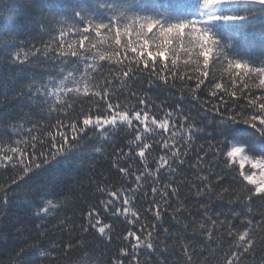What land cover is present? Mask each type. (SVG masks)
I'll use <instances>...</instances> for the list:
<instances>
[{"label": "trees", "instance_id": "1", "mask_svg": "<svg viewBox=\"0 0 264 264\" xmlns=\"http://www.w3.org/2000/svg\"><path fill=\"white\" fill-rule=\"evenodd\" d=\"M203 2L204 0H0V155L10 148H20L23 151V156H14L12 162L0 161V264H36L38 258L42 260V264H113L118 257L127 264L129 258L122 256L121 249L127 247L131 252L130 241L123 238L128 230L135 231L139 225L128 224V220L132 219L130 213L113 215V208L105 212L101 205L102 200L110 199L108 190H118L121 187L126 190L135 189V198L131 199L130 205L111 198L114 207H129L130 212L138 210L141 222L153 226L149 230L153 231L154 243L159 244V247L153 249H139L135 259L141 264H185L182 244H191L195 248L196 264H224L225 259L231 257L237 249L239 264H264V204L258 197H253L252 201L246 203L241 202L246 200L245 193L240 191L246 182L240 176L239 166L227 158L226 149L218 144V141H224L225 147L230 149L233 142H239L246 147L250 156L264 158V134L247 123L218 122L220 116L215 111H205L206 108L217 105L226 115H236L241 109L244 114H258L257 110L249 106L248 101L264 97V86L259 84V77L255 73L237 77L229 70L222 55L254 68H264V4L259 0L254 3L239 2L229 6L222 14V19L207 23L201 21L197 12ZM228 17L234 19H227ZM148 19L156 20L164 27L195 21L197 27L211 33L220 49L209 54L207 65L204 64L203 57L199 58L198 65L185 64L188 57L179 53V63L173 70L175 75H169L167 85L157 81L154 87H146L142 82L147 79L144 73H137L140 78L128 80L124 88L119 87L118 80H112L116 96L121 101L127 100L130 104L137 105L138 101L131 96V92H136L137 95L147 93L156 104L164 103L166 108L174 111L179 105L182 113L173 121L175 128L171 130L179 132L180 125L187 127L188 123L204 129L203 132L195 133L192 148L187 149L188 155L182 157L185 163L173 165L176 168L173 186L177 187V195L169 193L172 207L162 212L160 221L148 211L150 207L154 209V205L150 203L151 187L157 186L152 183L153 178L145 174L137 185L134 175L125 178L113 166V160L119 155L118 150L128 151L127 141L132 139L130 133L118 131L105 139L93 135L89 130L82 134L79 147H74L40 169L27 174L24 172L33 160L39 162L45 158L40 156L41 152L47 156L55 150L50 147L53 142L47 136L48 132L68 131L66 128L53 127L58 119L68 123L64 111L75 116L81 106L87 108L94 99L85 96L81 90L79 95L70 93L66 98L62 96L65 103L72 104L71 109L59 111L63 105L57 101V110L49 111L52 101L36 92L37 88L48 86L50 81L58 83L73 69H76L78 75H84L83 62H78L76 57L62 56L56 48V43L61 39V31L65 32L62 47L65 51H70L69 44L82 38L76 33V29L82 31L89 23L118 24L123 27L134 20ZM69 27L71 31L68 30ZM156 32L153 29L147 37H136L133 33L131 39L141 41L151 38L154 48L155 43L159 42L158 36L154 35ZM86 35L88 40L84 42L83 48L77 44V51L88 57V65L95 64L96 70L89 68L88 71V77L93 83H102L105 77L111 78L120 67L113 60H100L97 55L100 52L107 53L110 45L113 49L119 48L118 58L121 62L131 60L135 64V53L130 48L125 53L122 47L130 37H122L121 46H117L107 29H102L100 36L94 30ZM189 39L186 35L184 43L187 44ZM46 45L49 46L48 55H43ZM136 46L139 47V43ZM36 49L41 51L35 52ZM17 54L21 59L27 54L28 59L24 63L16 62L14 57ZM156 63L159 68L160 62ZM61 68L64 69L63 72ZM169 68L171 69V58ZM198 77L204 79V84L195 92L199 99H193L192 90L195 89ZM173 83L174 87L171 86ZM216 83L223 87L215 89ZM94 90L96 89L90 87V91ZM213 90L217 92L215 97L211 95ZM232 92L236 95L231 96ZM220 97L227 101L226 105L221 103ZM205 101L207 103L202 107L201 103ZM92 111L96 112V109L93 108ZM153 112L158 119L163 118V113L155 106ZM180 115L189 116V121H182ZM187 143L185 140L178 146H182L183 151ZM209 143L213 146L211 151L208 150ZM33 144L34 147L31 146ZM200 145L204 146L207 155L199 150ZM95 147L102 148L103 153L93 151ZM214 151L215 157L212 154ZM149 152L151 156L148 158V168L154 171L153 158L166 153L157 144H153ZM198 157L202 159L197 164ZM18 160L23 162L17 163ZM120 165L130 167L135 175L143 171V162L134 153L128 159L120 160ZM161 175V184L167 182L164 169H161ZM201 176L208 177L207 185L200 181ZM221 176L223 179H220ZM13 179L17 183L13 184ZM193 184L205 194L197 196ZM101 188L105 191H100ZM225 188L229 191L225 192ZM145 192H148V196H144ZM124 194L130 198L132 196L131 191H125ZM220 196L224 199H219ZM229 198L233 203H228ZM49 200L53 207L45 214L43 210ZM201 205L208 206L214 219L217 218L215 213L223 212L224 215H220L219 219L224 220L227 216L226 223L232 226L234 234L254 229L249 231L253 236V249L244 252L237 243L238 236L234 239L227 235L226 229L219 225L213 229L212 240L205 233L196 235L193 243L191 222L204 221ZM177 206L180 207V212L174 213ZM93 208L100 212L104 223L112 226L110 240H104L96 228L89 227L87 232L83 231L82 226L88 227L87 212ZM173 215L177 219H173ZM248 221L252 222L251 225ZM184 224L189 225L186 239L178 241L174 235L164 234V228H168L173 234L184 232ZM217 236L219 239H216ZM45 251L49 255L43 256L42 252Z\"/></svg>", "mask_w": 264, "mask_h": 264}, {"label": "snow or ice", "instance_id": "2", "mask_svg": "<svg viewBox=\"0 0 264 264\" xmlns=\"http://www.w3.org/2000/svg\"><path fill=\"white\" fill-rule=\"evenodd\" d=\"M221 2L222 0H204V6L205 8H214ZM259 2L264 4V0H259ZM217 18L218 17L215 16H209L208 20ZM227 19H234V17H228ZM197 25V22L193 21L191 24L181 23L164 27L161 26L158 21L152 19L134 20L123 27L118 24L89 23L82 31L79 28L76 29V33L82 38L69 44L70 51H65L62 47L63 37L65 36V32L62 30L60 33L61 39L56 43V48L60 50L62 56L76 57L78 62H83L85 64L84 75H78L76 69H73L68 71L58 83L50 81L48 86L39 87L36 89V92L52 101L49 111L57 110L55 107V102L57 101L63 105V108L59 109V111L71 109L72 104L65 103L62 96L66 98L70 93L79 95L81 90L85 96H90L94 99L89 103L87 108L81 106L75 116L71 115L68 111H64L68 123L65 124L58 119L53 127L56 129L66 128L68 131L58 130L55 133L48 132L47 136L53 142L50 147L55 150L51 151L47 156L41 152L40 156L45 158L39 162L33 160L28 164L24 169L25 174L34 169H40L43 165L55 160L60 155L71 151L74 147H79L82 134L89 130L93 132V135H98L105 139H109L110 134L118 131L124 134L130 133L132 139L127 141L129 146L128 151L124 152L123 149H119V155L113 160V166L116 167L118 172L123 174L125 178L134 175L137 185L145 174H148L153 178L152 183L157 186L151 187L152 199L150 203L154 205V209L150 207L148 208V211L152 212L157 221H160L162 212H165L168 208L172 207V204L169 203V193L171 192L172 196L177 195V187L173 186L174 176L176 175V168L173 167V165H183L185 163L182 157L187 156V149L192 148L191 142L194 139L195 133L203 132L204 129L197 127L194 123H188L187 127L181 124L179 132L171 130L175 128L173 121L176 120L178 114L182 113L179 105H177V109L174 111L171 108H166L164 103L156 104L155 100L147 93L137 95L136 92H131V96L136 98L138 101L137 105H132L127 100L121 101L116 96V88L113 86L112 80H118L119 87L124 88L128 80L140 78L136 75L137 73H144L147 79L142 82L145 83L146 87H154L157 84V81L167 85L169 84V75H175L173 70L179 63V53H183L188 57V59L184 61L185 64L192 63L198 65L200 62L199 58L203 57V62L207 65L209 54L214 53L219 49L218 42L212 37L210 32L202 27H197ZM102 29H107L109 33L112 34V39L117 46H121L122 37H130L129 41L125 45H122V47L124 48L125 53L129 48L131 52L135 53V64H133L131 60H128L127 63L121 62L118 58L119 48L113 49L110 45L107 53L100 52L97 53V55L100 60H113L120 64V67L116 70V74L111 76V78L105 77L102 83H93L88 77V71L89 68H91L92 71H95V64H87L88 57L83 52L77 51V44L79 47L83 48L84 42L88 40L86 33L94 30L95 34L100 36ZM153 29L157 30L154 35L158 36L159 40V42L155 43L154 48L151 38L143 39L141 41H134L131 39L133 33H135L136 37H147L148 33L152 32ZM68 30L71 31V27H69ZM186 35L190 37L187 44L184 43ZM137 43H139V47L136 46ZM92 47H95V45H92ZM48 50L49 46L46 45L43 55H48ZM40 51V49L35 50V52ZM222 57L224 61L227 62L229 70L234 72L237 77H245L255 73L256 76L259 77V84L264 86V68H254L247 63L229 59L226 55H222ZM169 58H171V69L169 68ZM14 59L16 62L24 63L28 59V55L25 54L24 58L21 59L20 55L17 54ZM157 61H159L161 65L159 68L157 67ZM140 65H142V67H140ZM61 71L63 72L64 69L61 68ZM204 76H207V73H204ZM189 79H192V77H189ZM202 84H204V79L198 77L196 79L195 89L192 90L193 99H199L195 92L200 89ZM70 85H76V87ZM171 86L174 87L175 84L173 83ZM245 86H247V81H245ZM90 87L96 90L90 91ZM214 87L218 90L221 89L223 85L216 83ZM29 88H31V86H29ZM224 91L225 93H228L227 89H224ZM211 95L215 97L217 92L213 90ZM230 95L235 96L236 93L232 92ZM257 100H259L258 104ZM220 101L225 105L227 104V101L224 100L223 97H220ZM205 103L207 102H202L201 106L203 107ZM248 104L253 107V109L257 110L258 114H244L241 109L236 115H226L217 105H213L211 108H206L205 111H215L220 116L218 122L232 121L247 123L254 128H258V130L264 134V97L253 98L248 101ZM153 106L163 113L162 119L157 118V115L153 112ZM93 108L96 109V112L92 111ZM232 111L235 112V109H232ZM180 119L187 122L189 121V116L180 115ZM211 122L212 121H209V123ZM149 132H151V135H149ZM165 133L170 134L165 135ZM33 140H35V137H33ZM185 140L188 141V143L185 150L182 151V146H178V144ZM169 141H171V143ZM22 143L26 144L27 141H22ZM153 144L159 145L166 153L165 155H159L158 157L153 158L155 160L154 171L148 168V158L151 156L149 149L153 148ZM218 144L226 149L228 159L235 158L238 153H244L242 147L233 146L228 149L225 147L224 141H218ZM31 146L34 147V144ZM212 148V144L209 143L208 150L211 151ZM199 150L207 155L203 145H200ZM93 151L101 154L103 153V149L100 147H95ZM216 151H219V149ZM216 151L212 153L213 157H215ZM146 152L148 153V156H146ZM133 153L143 162V171L139 175H135L134 172L130 171V167H123L120 165V160L130 158ZM14 156L22 157L23 151L20 148H10L3 155H0V161L12 162ZM200 159H202V157H198L197 164ZM245 160H248L251 163V168L253 169L247 173L243 171ZM22 162L23 161L21 160L17 161V163ZM13 166H15V164H13ZM192 167H196V165H192ZM161 169H164L165 174L167 175V182L162 184L161 180L163 179V175H161ZM240 169V176L242 177V180L246 182V184L242 185L240 189V191L245 193L246 200H241V202L246 203L247 201H252L253 197H258L260 202L264 204V158H252L248 155H242L240 157ZM22 178L23 177H21V179ZM199 179L203 184L207 185V176H201ZM220 179H223V177L221 176ZM12 183H17V180L13 179ZM249 185L251 187H248ZM192 187L196 189L197 196L205 194L201 188H197L196 184H193ZM100 191L103 192L105 189L101 188ZM125 191H131V198L129 195L124 194ZM224 191L228 192L229 190L225 188ZM107 195L110 199L101 201V205L105 212H107L109 208H113V215H126L130 213L132 219L128 220V224L139 225L135 231L131 229L128 230L123 238L125 241H130L129 247L131 248V252H129L126 247L121 249V253L123 257L129 258L127 264H141L140 261L135 259L136 253L141 247L144 249L159 247V244L154 243L153 231L149 230L153 226L151 224L145 225L141 222L138 210L130 212L129 207H124L123 209L114 207V201L111 199L115 198L116 200L122 201L124 205H130L131 199L135 198V189L126 190L121 187L118 190H108ZM144 196H148V192H145ZM218 198L224 199L223 196ZM209 199H211V197H209ZM228 203L231 204L233 201L229 198ZM247 206L249 208L251 207L250 205ZM51 207H53V203L49 200L43 212L47 214ZM200 207L203 210L204 221L198 222L193 220L191 222L193 225V235L191 237L193 243H195L196 235H204L205 233L207 234L208 239L212 240L213 229H216L219 225L220 228L226 229L227 235L233 236L234 239L238 236L237 243L244 252H249L250 249H253V236L249 234V231H254V229L234 234L232 226L229 223H226L227 216H225L224 220L219 219L220 215H224L223 212L215 213L214 215L217 218L214 219L213 215H210L208 206L201 205ZM173 212H180V207L177 206ZM234 215L239 214L234 213ZM100 216V212L95 208L88 211L86 216L88 227L82 226L83 231L87 232L89 227L96 228V231L104 237V240H110L112 226L108 223H104ZM173 219H177V217L173 215ZM247 223L251 225L252 222L248 221ZM183 228L184 232H177L175 234L170 233L168 228H164L163 231L166 236L174 235L176 240L181 241L187 238L186 234L189 225L184 224ZM262 230H264V228H262ZM216 239H219V236H217ZM181 247L184 250L185 264H196L194 259L195 248L192 247L191 244H182ZM21 251L23 252L24 250L22 249ZM42 255L47 256L49 253L45 251L42 252ZM239 261L240 255L239 249H237L231 257L225 259L224 264H239ZM36 264H42V260L38 258ZM113 264H125V260L118 257ZM145 264H148V262H145ZM161 264H163V262H161Z\"/></svg>", "mask_w": 264, "mask_h": 264}, {"label": "rangeland", "instance_id": "3", "mask_svg": "<svg viewBox=\"0 0 264 264\" xmlns=\"http://www.w3.org/2000/svg\"><path fill=\"white\" fill-rule=\"evenodd\" d=\"M239 2L254 3V2H257V0H222V2L218 5H216L214 8H205L204 2H203L198 8V11H197L198 16L200 17L202 22L211 23V22L218 21V20L223 18L222 14L228 9L229 6H231L233 4H237ZM209 16H215L218 18L213 19V20H208ZM233 146L242 147L244 150V153H238L235 158L230 159L231 162L237 164L240 168V157L242 155H248V156H250V155L248 154L247 149L243 144H241L239 142H233L231 147H233ZM250 157H252V156H250ZM252 158H254V157H252ZM252 170L253 169L251 168V163L248 160H245L243 171L245 173H247V172L252 171Z\"/></svg>", "mask_w": 264, "mask_h": 264}]
</instances>
